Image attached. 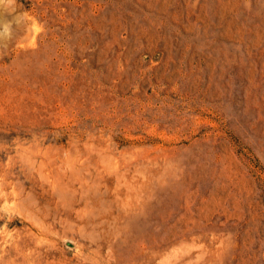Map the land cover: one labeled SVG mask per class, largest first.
Masks as SVG:
<instances>
[{"label":"rangeland","instance_id":"rangeland-1","mask_svg":"<svg viewBox=\"0 0 264 264\" xmlns=\"http://www.w3.org/2000/svg\"><path fill=\"white\" fill-rule=\"evenodd\" d=\"M0 264H264V0H0Z\"/></svg>","mask_w":264,"mask_h":264}]
</instances>
